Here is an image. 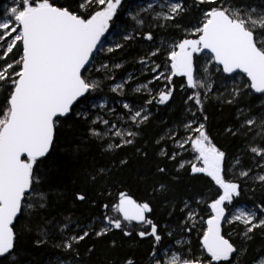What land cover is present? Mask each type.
<instances>
[{
  "label": "snow or ice",
  "instance_id": "6c2138e0",
  "mask_svg": "<svg viewBox=\"0 0 264 264\" xmlns=\"http://www.w3.org/2000/svg\"><path fill=\"white\" fill-rule=\"evenodd\" d=\"M154 29L167 34L159 43ZM109 35L119 39L105 48ZM132 43L148 44L137 63L152 79L132 89L147 96L110 104L95 94L124 97L135 77L116 82L123 64L98 54ZM177 77L186 118L149 136L148 106L167 105ZM160 80L159 92L149 87ZM212 99L233 109L218 135L242 138L236 152L211 134ZM93 147L99 159L74 186L53 187L58 151L75 159ZM149 160L134 177L136 198L124 173ZM53 193L80 215H53ZM98 245L99 264H264V0H10L0 9V264H32L30 248L47 246L58 252L49 264H92Z\"/></svg>",
  "mask_w": 264,
  "mask_h": 264
},
{
  "label": "trees",
  "instance_id": "16d2710c",
  "mask_svg": "<svg viewBox=\"0 0 264 264\" xmlns=\"http://www.w3.org/2000/svg\"><path fill=\"white\" fill-rule=\"evenodd\" d=\"M141 0H125V4L130 3H139ZM7 4L6 0H0V9H2ZM122 20L127 21L128 17L126 14L122 15ZM157 33V43L159 42V38L161 35H167L162 30H155ZM172 31V30H169ZM148 44H136L132 43L130 47L125 48L123 50H120L116 54H110L112 56L118 57L119 60L123 63V67L119 70L120 74L118 76H121L122 74H125L133 69V63L138 60L140 55L145 54L147 51ZM160 59V57L158 58ZM177 81V88L176 92L174 94V97L172 100L168 102L167 105H158V104H152L150 107V121L146 125L145 132L149 136H159L164 134L168 128L176 126L179 122L183 120L184 117H186V111L185 106L183 103V94L181 93L179 89V82L182 78L177 77L175 78ZM109 83V82H107ZM165 82H159L155 81L151 87L156 88H162L163 84ZM191 91V90H189ZM95 95H103V96H112L109 91L105 90L101 92L100 94L96 93ZM147 95L141 96V95H135L134 97H130L132 101L136 99V97H140L141 101H139L138 105H141L144 103V99ZM135 98V99H134ZM207 109L209 111L210 117H211V125H210V131L211 134L216 137L217 142L220 145L227 144L229 146V150L231 152H236L241 147V139L229 142L228 139H226L223 136L218 135V132L220 129L223 128V126L232 119V116L230 115L233 111V109L229 106H222L218 103L216 99H212L208 105ZM168 147H172L171 143H168ZM97 151L95 147L92 148L91 151L87 153L81 154L78 158H73L70 155H67L63 152L61 149L58 151V153L55 156V159L50 164V168L52 169L51 174V182L53 187L64 190L65 188L71 189L73 185V181L77 180V172L83 167H87L92 162V157L96 156L97 159L99 157L97 156ZM185 157L190 159L191 156L189 153H184ZM152 162L151 160L144 162L139 161L138 163H134L133 167L126 170L124 173L128 177L129 186L131 189V193L134 195V197L139 198L143 195L142 191H138L137 184L134 179L136 175H144L146 174L151 166ZM195 189L197 191L203 190L206 191L207 195H211L210 191H207L206 185L203 184V182H199L195 184ZM194 194V193H193ZM249 202L248 195H245L240 204L237 206H243L244 203ZM52 208L51 212L53 215H57L59 213L68 214L73 213L76 216H79L82 212L81 208L72 207L70 202V197H61L57 199L55 193H53L52 196ZM231 206V205H230ZM201 208H204V205L200 206ZM202 216L206 219L207 213L201 212ZM225 233L227 234V229H224ZM192 238H196L195 232L191 234ZM148 246L145 244L140 249L138 254H143L145 249ZM31 255L26 257V259L32 261V264H49L50 261H54V258L58 255V252L56 249L52 248L51 246L38 248L32 250L30 248ZM106 255L104 245H98V255H95L92 257V264H99V260L103 258Z\"/></svg>",
  "mask_w": 264,
  "mask_h": 264
},
{
  "label": "rangeland",
  "instance_id": "374dc122",
  "mask_svg": "<svg viewBox=\"0 0 264 264\" xmlns=\"http://www.w3.org/2000/svg\"><path fill=\"white\" fill-rule=\"evenodd\" d=\"M6 1H7V4L10 2V0H6ZM7 4H6V5H7ZM6 5H5V6H6ZM5 6H4V7H5ZM116 39H119V37H117V36H115V35H109V36H108V40H107V41L105 42V44H104V47L107 48L108 46H110V44L113 42V40H116ZM158 43H159V42H158ZM106 55H110V54H107V53H100V54H98L99 57H103V56H106ZM162 59H163V57H160V60H162ZM112 60H113V62H119V63H122V62L119 60V58H118V57H115V56H112ZM122 64H123V63H122ZM120 69H121V68H120ZM120 69H116V70H115V73H114V75H115V77H116V82H120L122 79L127 78L129 75H133V76L135 77V79L132 80L131 82H129V84L127 85L126 95H125L124 97L117 96L116 94L111 93V92L108 90L107 87H105V90L109 91L110 94H111L112 96H103V95H99V96H103V97H107V98H109V99H110V104L112 103V98H114L115 100L127 99V100L131 101L132 103H134L135 105L139 106L138 103H139V101H141V98H140V97H136V99L134 98L135 100L132 101V100L130 99V97H134L135 95L145 96V95H147V92H143V91H142V92H140V93H136V92L132 91V89H134L135 87H137V86L140 85V84H145V83H147L149 80L152 79V74L149 73L147 70H141V66L137 63V60H136V62L133 63V69H132L131 71H129V72L125 73V74H122L121 76H118V75L120 74V72H119ZM107 82L112 83V81H107ZM107 82H106V83H107ZM154 82H155V81H153V82L149 85V87H150L151 89H153L155 92H159V91H160V88H156V89H154V88L151 87V85H152ZM159 82H164V81L160 80ZM229 86H231V83H229ZM98 94H100V93H98ZM97 103H99V101H97ZM113 106L117 109L118 113L124 111V109L122 108V106H121L120 104H118V103L113 104ZM93 112L95 113L96 110L94 109ZM101 115H104V113L101 112ZM106 118H108V119H110V120H113V121L116 120V117H114V116H112V115H107ZM185 118H186V117H184L182 121H184ZM174 127H175V126H174ZM180 132H181V134H183V128H182V127L180 128ZM231 175H232V173L230 172V176H231ZM228 207H229V210H230V211L233 210V209H232V206L229 205ZM238 207H242V206H238ZM206 213H207V212H206ZM207 214H208V213H207ZM201 215H202V214H201ZM199 227H200V224L197 225V229H199ZM224 229H227V233L230 232V226H229V225H225V226H224ZM232 236H233V239L236 238L234 232L232 233Z\"/></svg>",
  "mask_w": 264,
  "mask_h": 264
}]
</instances>
